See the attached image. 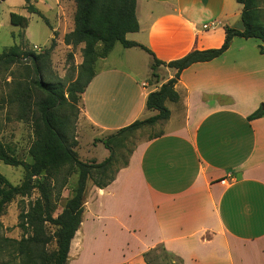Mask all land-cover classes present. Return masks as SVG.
Wrapping results in <instances>:
<instances>
[{"label":"crops","instance_id":"crops-1","mask_svg":"<svg viewBox=\"0 0 264 264\" xmlns=\"http://www.w3.org/2000/svg\"><path fill=\"white\" fill-rule=\"evenodd\" d=\"M66 4L42 0L46 19L55 21L53 34ZM242 11L236 0H136L139 30L126 38L150 52L125 48L123 62H148L151 77L108 65L116 43L95 64L82 120L111 134L156 115L147 110V97L177 70H153L154 59L170 63L220 48L226 28L243 29ZM260 45L234 37L222 56L180 74V100L166 102L172 105L166 132L138 146L109 186L87 190L69 259L88 251L93 259L104 244L121 250L106 264H146L144 255L158 246L181 264H264V116L248 120L264 103Z\"/></svg>","mask_w":264,"mask_h":264},{"label":"trees","instance_id":"trees-1","mask_svg":"<svg viewBox=\"0 0 264 264\" xmlns=\"http://www.w3.org/2000/svg\"><path fill=\"white\" fill-rule=\"evenodd\" d=\"M73 1L76 4L74 29L64 36V43L73 47L84 44L82 51L84 59L75 81L66 85L62 81H48L44 77L43 71L56 45L55 32L50 47L44 53L36 54L14 45L0 55L1 71L24 60H30L37 75L33 89L26 84H19L14 92L21 119L33 125L35 140L29 150L33 163L16 158L0 141V161L8 166H21L25 171V178L20 186L12 185L0 173V217L7 205L18 195H29L34 190L40 195L29 210L20 216L19 226L26 236L15 244L25 259L24 264L68 263L71 244L85 212L88 182L92 181L94 186L103 189L115 180L118 171L111 173L115 164V150L112 144L119 134L169 120L171 112L166 107V102H179L180 96L175 86L185 69L193 64L209 62L222 56L229 49L234 37L260 40V52L264 54V20L258 0H236L243 6L241 15L243 29L226 28L225 42L218 49L193 51L170 63H163L155 58L153 70L159 65L177 70L174 78L147 97V110L156 111L157 114L135 121L128 127L118 130L116 135L96 139L95 141L102 143L110 155L100 163L96 160L85 162L76 151L78 143L75 125L80 111L79 102L95 76L97 60L107 57L116 43H120L124 48L139 47L148 50L126 38L127 34L139 30L136 0ZM27 9L29 13L44 18L36 7L28 6ZM10 20L13 25L22 28H27L29 24L27 17L15 13H11ZM45 20L49 25L48 20ZM98 45L103 46L102 56L97 53ZM33 90L36 92L35 95ZM263 116L264 103L248 117V120ZM74 175L77 179L70 189V196L62 211L55 216L63 191L69 186V181ZM160 247L165 251L162 246ZM154 251L155 249L144 255L146 264H151L148 257Z\"/></svg>","mask_w":264,"mask_h":264},{"label":"rangeland","instance_id":"rangeland-1","mask_svg":"<svg viewBox=\"0 0 264 264\" xmlns=\"http://www.w3.org/2000/svg\"><path fill=\"white\" fill-rule=\"evenodd\" d=\"M258 2L264 20V0H258ZM28 6L36 7L46 19L42 12V0H0V55L14 45H19L23 50L33 51L36 54L44 53L50 47L54 35L53 27H51L55 24L54 19L49 18L48 25L44 18L29 13ZM66 6V15L63 17L59 30L55 32V48L43 74L48 81H62L68 85L78 77V71L84 59L82 52L84 44L73 47L64 43L65 34L74 29V16L76 13V4L73 0H67ZM11 13L27 17L29 20L28 27L22 28L13 25L10 20ZM97 51L98 55L102 56L104 53L103 46L98 45ZM127 51L121 44H118L106 63L111 66H124L123 68L134 72L139 78L148 80L151 77V64L149 65L148 62L140 60L137 61V65L128 66L125 64L126 62H123L126 58H129V52ZM36 77L30 60L17 63L7 70H0V141L10 154L29 163H33L29 150L35 140L34 129L31 122L21 119L19 105L14 99V92L19 84H26L33 89ZM34 92L35 90H33ZM166 107L170 109L172 105L167 103ZM79 108L80 111L75 125V136L78 143L76 151L82 161L90 162L95 159L100 163L110 155V152L102 143L95 140L105 139L111 135H116L118 132L100 134L91 124L82 120L81 101L79 102ZM166 124L167 122H160L153 126H143L137 130L119 134L112 144L115 150V164L111 169V173L126 168L131 153L154 136L164 134L168 129ZM0 173L14 186H20L25 178L23 167L8 166L1 161ZM76 179L77 176L74 175L69 181V186L63 191L55 216L62 211ZM93 186L92 181H89L88 189ZM39 197L37 190L29 195H18L7 205L4 214L0 217V264L25 263V259L18 252L15 244L26 236L19 226L20 216L28 211ZM118 246L112 245L107 249L106 245L101 244L100 251L95 258L92 259L93 256L88 251L86 257L82 259L72 256L68 264H106L113 257L120 255L121 250ZM148 260L151 264H181L180 261L167 254L160 246L156 247Z\"/></svg>","mask_w":264,"mask_h":264},{"label":"built area","instance_id":"built-area-1","mask_svg":"<svg viewBox=\"0 0 264 264\" xmlns=\"http://www.w3.org/2000/svg\"><path fill=\"white\" fill-rule=\"evenodd\" d=\"M144 87H148V84H144Z\"/></svg>","mask_w":264,"mask_h":264}]
</instances>
